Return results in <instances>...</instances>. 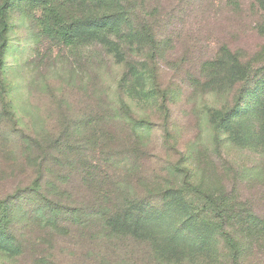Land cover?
<instances>
[{"label": "rangeland", "instance_id": "374dc122", "mask_svg": "<svg viewBox=\"0 0 264 264\" xmlns=\"http://www.w3.org/2000/svg\"><path fill=\"white\" fill-rule=\"evenodd\" d=\"M66 4L120 19L100 41L66 46L43 32L40 5L7 11L0 204L10 220L0 264H161L165 239L110 231L128 212L175 227L200 226L205 214H193L209 204L264 218L255 0Z\"/></svg>", "mask_w": 264, "mask_h": 264}, {"label": "trees", "instance_id": "16d2710c", "mask_svg": "<svg viewBox=\"0 0 264 264\" xmlns=\"http://www.w3.org/2000/svg\"><path fill=\"white\" fill-rule=\"evenodd\" d=\"M19 1H27L31 6L42 7L41 26L43 32L66 46L107 35L121 12L76 15L66 7L68 0H0V55L5 45L8 30L7 11ZM264 13V0H255ZM200 209V213H187L190 217H205L202 224L190 226H163L147 213L136 216L128 212L123 224L110 219L108 225L113 234L130 236L135 239H165L167 242L157 249V259L161 264H264V218L248 210L235 213L225 205ZM237 224H229V220ZM10 220L8 204H0V245L5 244V229Z\"/></svg>", "mask_w": 264, "mask_h": 264}]
</instances>
